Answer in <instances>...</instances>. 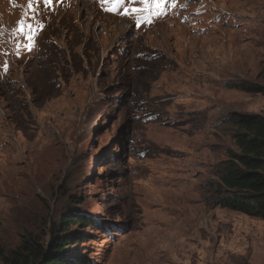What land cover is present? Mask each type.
<instances>
[{
	"label": "rangeland",
	"instance_id": "374dc122",
	"mask_svg": "<svg viewBox=\"0 0 264 264\" xmlns=\"http://www.w3.org/2000/svg\"><path fill=\"white\" fill-rule=\"evenodd\" d=\"M233 112L264 115V0H0V257L78 213L85 264H264L211 199Z\"/></svg>",
	"mask_w": 264,
	"mask_h": 264
},
{
	"label": "trees",
	"instance_id": "16d2710c",
	"mask_svg": "<svg viewBox=\"0 0 264 264\" xmlns=\"http://www.w3.org/2000/svg\"><path fill=\"white\" fill-rule=\"evenodd\" d=\"M226 87L245 92H260L245 82H227ZM237 150H228L212 185V202L264 221V115L233 112L227 118ZM88 220L78 213L61 215L50 225V240L43 247L25 242L1 255V264H85L81 256H68L78 242L71 225L86 226ZM80 237V236H79Z\"/></svg>",
	"mask_w": 264,
	"mask_h": 264
},
{
	"label": "snow or ice",
	"instance_id": "6c2138e0",
	"mask_svg": "<svg viewBox=\"0 0 264 264\" xmlns=\"http://www.w3.org/2000/svg\"><path fill=\"white\" fill-rule=\"evenodd\" d=\"M52 0H45V3L46 4H51ZM109 0H101V3H108ZM111 2L113 3V5H115L117 2H119V0H111ZM140 3H144L146 4L148 2V0H139ZM153 2H156L157 3V7L160 6V3L162 2V0H153ZM31 4H32V0H29V7H31ZM107 11H113L112 8H108L106 9ZM135 11V9H134ZM127 12V10H126ZM139 21H137V26H139ZM18 24H19V28H18V31L25 35V38L29 41V43L27 45H25L24 47L27 49V50H31V48L34 46L33 45V41H32V37L36 34L35 31L32 29V26L31 24H29L27 27H28V32L25 33L24 31V22L23 21H18ZM3 69L4 71L6 72L7 69H8V65H7V62L4 63L3 65Z\"/></svg>",
	"mask_w": 264,
	"mask_h": 264
}]
</instances>
